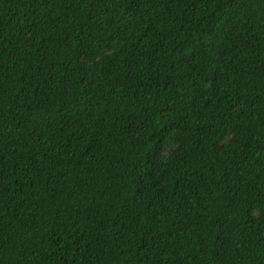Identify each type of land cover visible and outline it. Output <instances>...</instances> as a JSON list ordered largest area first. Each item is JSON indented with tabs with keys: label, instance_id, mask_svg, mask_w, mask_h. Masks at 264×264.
<instances>
[{
	"label": "trees",
	"instance_id": "trees-1",
	"mask_svg": "<svg viewBox=\"0 0 264 264\" xmlns=\"http://www.w3.org/2000/svg\"><path fill=\"white\" fill-rule=\"evenodd\" d=\"M0 264H264V0H0Z\"/></svg>",
	"mask_w": 264,
	"mask_h": 264
}]
</instances>
